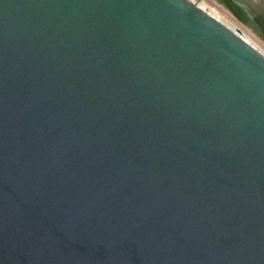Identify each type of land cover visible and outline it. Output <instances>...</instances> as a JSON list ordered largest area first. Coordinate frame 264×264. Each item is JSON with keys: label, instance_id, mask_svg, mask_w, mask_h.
Wrapping results in <instances>:
<instances>
[{"label": "water", "instance_id": "95a60500", "mask_svg": "<svg viewBox=\"0 0 264 264\" xmlns=\"http://www.w3.org/2000/svg\"><path fill=\"white\" fill-rule=\"evenodd\" d=\"M0 264H264V52L191 0H0Z\"/></svg>", "mask_w": 264, "mask_h": 264}, {"label": "crops", "instance_id": "0c3cea01", "mask_svg": "<svg viewBox=\"0 0 264 264\" xmlns=\"http://www.w3.org/2000/svg\"><path fill=\"white\" fill-rule=\"evenodd\" d=\"M203 5L264 52V0H204Z\"/></svg>", "mask_w": 264, "mask_h": 264}, {"label": "built area", "instance_id": "2783aa9c", "mask_svg": "<svg viewBox=\"0 0 264 264\" xmlns=\"http://www.w3.org/2000/svg\"><path fill=\"white\" fill-rule=\"evenodd\" d=\"M192 2H195L197 4H199L201 7H203L204 9L210 11L209 9H207L204 5H203V2L204 0H191ZM211 12V11H210Z\"/></svg>", "mask_w": 264, "mask_h": 264}, {"label": "rangeland", "instance_id": "374dc122", "mask_svg": "<svg viewBox=\"0 0 264 264\" xmlns=\"http://www.w3.org/2000/svg\"><path fill=\"white\" fill-rule=\"evenodd\" d=\"M214 15H216L218 18H220L214 11H211ZM221 20H223L224 22L228 23L227 21H225L223 18H220ZM229 24V23H228ZM234 27V26H232Z\"/></svg>", "mask_w": 264, "mask_h": 264}, {"label": "bare ground", "instance_id": "6f19581e", "mask_svg": "<svg viewBox=\"0 0 264 264\" xmlns=\"http://www.w3.org/2000/svg\"><path fill=\"white\" fill-rule=\"evenodd\" d=\"M235 28V27H234Z\"/></svg>", "mask_w": 264, "mask_h": 264}]
</instances>
